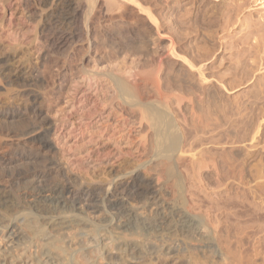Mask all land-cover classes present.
<instances>
[{
    "label": "bare ground",
    "instance_id": "bare-ground-1",
    "mask_svg": "<svg viewBox=\"0 0 264 264\" xmlns=\"http://www.w3.org/2000/svg\"><path fill=\"white\" fill-rule=\"evenodd\" d=\"M32 1L37 3L36 7L40 6L38 9L40 12L44 11L42 8H46L43 14L39 13L40 16L37 17L39 22L35 25L34 32V39L42 41L45 56L60 50L63 52L62 50L69 49L74 43L83 41H86V50H95L97 43L95 40L99 38L96 29L100 27V20L112 23L115 18L122 20L127 13L133 15L136 21L117 19L119 21L117 24L123 25L126 37L123 35L130 40L128 45L131 44L138 53L141 55L150 53L149 45L153 34L157 36L165 34L168 36V42L159 44L153 50L152 54L158 58V64L155 70L143 76V80L139 79L142 75L140 71L137 73L132 67L119 74L102 73L112 83L109 92L110 104L115 101L114 107L136 118L139 124L144 121L145 128L144 126L141 128L143 134L141 143L147 159L144 163L133 166L128 172L115 176L109 173L107 179L100 182V186L93 185V182L88 183L89 181L78 174H73L68 168L63 170L52 155V144L48 139V119L36 109L40 95L30 89L33 87L32 82L36 80L38 82L39 75L43 74L42 72L39 74L41 68H23L14 74L5 66L10 57L6 55L0 58V84L5 89L10 87L14 89L13 96L21 99L19 105L11 104L0 109L1 122L12 121L21 125L16 133L18 140L15 141L13 148L11 145L10 148L0 151V188L4 190L5 187L10 188L14 185L21 188L23 185L24 194H27L28 191L33 193L37 190L43 179H50L53 182L51 198L45 200L43 204L46 213H43V217L39 216V220L36 219V214H39L37 211L35 217L32 210L28 213L21 208L14 209V212L12 209L9 213L0 211V233L3 232L0 240L4 244V248H0V264H12V259H16L17 263L22 254L31 264H81L80 260L84 264H96L98 261L95 263L90 258L91 255L95 258L93 250L98 251L100 255L98 257L103 264H152L153 262L149 263L150 260H157L158 264H161L166 256L178 259L176 264H255L257 258L251 261L250 256L259 255V260L263 259V240L262 243L255 240L257 247L254 240H252L254 244H251V239H255L252 238L250 231L253 226H246L245 221L249 217L254 219L264 216L263 213L259 215L256 212L263 210L260 205L261 208L255 206V211L249 208L250 202L257 194L261 195L260 199L261 197L264 199V181L258 182L264 180L262 144L264 118L262 115L259 116V112H255V108L254 111H246L245 107L241 109L236 103H233L234 110L230 111V116L226 111L220 115L221 111H218V108L226 110L225 106H216L215 98L208 89L203 87L201 94L196 93V83L194 84L193 78H189V74L193 72L195 62H207L213 58V54L206 53L207 49L203 54H196L198 51L194 45L190 48L194 56L187 59L181 55L188 47V43L191 44L194 40V36L186 40L187 35L181 34L182 26L173 28L165 24L156 9L157 5L173 9L174 4L168 0H152L156 5L150 0H23L22 5L27 9ZM27 11L30 13L29 18L36 17V11L32 12L31 9ZM138 22L146 28L136 27L135 24ZM103 36L104 34L100 35ZM184 39L187 43H180ZM148 50L149 52H146ZM174 52L177 55H174ZM172 55L181 60L180 64L188 77L171 74V66L174 63ZM166 57L172 61L167 67L161 62V59ZM43 83L44 81L39 80V84ZM225 84L227 90L236 87L229 81ZM151 94L157 95L159 99L153 102ZM133 98L136 101L131 100ZM168 100L175 105L177 115L170 110ZM242 110L245 113H242ZM176 116L182 118L196 138L198 136L197 142L200 138L199 142L206 141L212 147L201 148L203 144L194 143L196 140H192L184 147L182 143L184 137ZM223 125L227 127L219 130V140H227L233 146L249 143L248 149L252 151L247 149L246 153L238 155L232 150L223 148L216 150L213 146L217 144L215 141L218 139L213 140L215 137L206 135L217 128H222ZM26 166L38 168L18 175V178L5 180L7 172ZM153 178L157 181L158 178L162 179L161 181L175 178L178 181L182 198L179 205L174 206L166 202L168 199L166 190L162 188L163 186L157 185V181L153 182ZM248 179L256 182L254 191H249L250 187L244 191L237 184L235 188L231 186L233 182H238L239 186L240 184L246 186ZM189 184L196 188H204L206 192L223 188L221 192L226 194L225 200L223 199L224 210H237L222 218L223 214H219L218 218L216 211L214 213L217 216L210 212L211 209L205 210L206 212L200 210L202 213L199 212V215L193 214L192 204L186 197ZM96 191L101 192L102 196L99 192L96 193L101 196L100 200L96 199ZM126 195L140 198L141 207L137 205L135 208L136 206L131 203V208V204L129 206L125 202L130 209L126 208L123 201ZM160 195L166 199L162 201ZM30 198L31 201H35L32 200V196ZM231 199L236 202H230ZM12 202L8 192L7 195H0V205L13 207ZM24 202L26 204V201ZM33 202L30 203L33 204L31 206H35L36 202ZM26 205H29V202ZM150 206L159 209V212H154V216L160 215V212L167 214L157 220L141 217L138 213L139 208L150 209ZM20 207H23L22 204ZM28 207L24 205V208ZM103 215L105 218L98 220ZM258 221L260 222L259 219ZM200 228L207 235L194 240V235ZM98 229H105V238L102 236L103 230L99 233L103 239L96 238ZM69 230L75 232L72 240L77 248L75 247L76 251L74 249L72 251L79 252L81 257L79 261L78 256L77 259L74 258L75 254L73 255L72 248L70 249L72 241L69 245L67 237ZM137 238L140 241H137ZM33 242L34 248L31 246ZM88 244L92 247H88ZM107 244L114 246L115 252L113 250L110 252V249L108 251ZM31 249H34L32 253ZM259 250L262 253H259ZM13 251L15 256L12 255ZM260 254L263 257L260 258Z\"/></svg>",
    "mask_w": 264,
    "mask_h": 264
},
{
    "label": "rangeland",
    "instance_id": "rangeland-1",
    "mask_svg": "<svg viewBox=\"0 0 264 264\" xmlns=\"http://www.w3.org/2000/svg\"><path fill=\"white\" fill-rule=\"evenodd\" d=\"M153 1L150 0L151 3ZM168 1L174 4L173 9H167L159 5L156 6L157 12L159 15L161 14L160 17L162 21L170 27L174 26L177 28L178 25L182 26L181 34L187 35L185 37L186 40H190V38L194 36V40L191 42V44H193L191 45L188 43V47L184 49L185 52L181 53V55L187 59L189 56H194L193 50L190 49L191 46L194 45L198 51L196 54H203L206 52V49V53L213 54V58L207 62L194 63L195 68L192 69L194 77L192 73L191 75L189 74V78H193L194 84L196 83V93L201 94V88L203 87L208 89L210 94L215 98L216 106H225L226 110H220L218 108V111H221L219 113L220 115L223 114V111H226L227 115L230 116V111L234 110L233 103H236L241 109L245 107L246 111H254L253 109L255 108V112H259V116L262 115L261 117L264 118V0ZM22 3L23 0L0 1V58L6 55L10 57L5 63V66L14 74L18 73L23 68H41L39 69V74H41V72L43 74L39 75L38 79L44 81V83L39 84V80L38 82L36 80L34 81L35 84L32 82L33 87H30V89L32 88V90L40 95L36 109L41 111L42 116L48 119V139L52 144V155H54L59 162L60 168L63 170L68 168L73 174H78L85 178L86 181H89L88 183L92 184L93 182V185L97 186L99 184L98 186H100V182L107 179L109 173L112 176L119 175L132 170L133 166L144 163L147 159L141 143V137L143 135L141 133V128L142 126L145 128L144 121L139 124L136 118L114 107L115 101L112 102V105L110 104L109 92L112 88V83L109 78L102 73L112 72L114 74H119L123 72V70L132 67L137 73L140 71L139 73L142 75H140L141 77L139 79L143 80V76L155 70L158 64V58L152 54L153 50L159 44L167 43L168 36L166 37L165 34V36L153 34L149 45L150 53L141 55L131 44L128 45V41L130 40L125 38L126 35L124 34L125 29H123V25H120V23L117 24V22L123 20L136 21L133 15L127 13L122 20L115 18L112 23L105 22L102 19L100 20V27L96 29L99 38L95 40L97 42L95 50H86V41H83L81 43H74L69 49L65 51L62 50L63 52H60V50L55 52V54L52 53V55L49 54L45 56L43 54L42 41L40 39H34V32L35 25L39 22V18H37L40 16L39 13L43 14L46 8H42L44 11L40 12V10H38L40 6L36 7L35 5H37V3L32 1L27 9H31L32 12L36 11L37 15L36 17L29 18L30 13L24 8ZM153 5L156 4L154 3ZM117 19L119 21H117ZM135 26L142 29L146 28L141 22H138ZM101 34H104V36L100 37ZM186 40H181L180 43H187ZM11 48H14L13 51ZM149 50L146 52H149ZM174 55H177L176 52H174ZM174 55L171 56L174 63L167 57L162 58L161 62L166 67L168 64L171 65L172 63V75L181 74L188 77L185 69L180 64L181 60ZM44 56V61H42ZM85 72L89 73V75ZM91 74H93V76H90ZM228 81L234 86L236 85L237 88L235 87L232 90H227L225 88V83ZM2 87L3 85L0 84V109L11 106V104L19 105L21 99L13 96L15 90L11 89V87L10 89ZM147 92H149V90H147ZM158 99L159 97L157 95H152L153 102H156ZM131 100L136 101L135 98ZM168 104L170 110L177 115L175 105L170 100H168ZM242 113H245V111L242 110ZM176 118L184 137V140H182L184 147L189 145L192 140H198V136L196 138L195 134L190 131L182 118L179 116H176ZM17 120L18 119H15V121ZM226 127L227 126L223 125L222 128H217L213 132H209L206 136H213V138L215 137L213 140H217L220 131L226 129ZM20 128L21 125L15 122L0 121V151L4 148H10L9 146L11 145V148H13V145L16 143L15 141L18 140L16 133ZM197 140L194 143H196ZM199 141L196 144L202 143L203 146L201 148L210 149L212 147L210 144H207L208 142L206 141ZM217 141H215L217 146H213L215 149L217 148L220 150L223 148L225 150H232L234 154L238 155L246 153L245 151L250 145L249 143V145L247 143H240L236 145L237 149L235 148L236 146H233L231 143L227 142V140ZM262 144L264 145V143ZM247 151L252 150L248 149ZM22 168H16L17 170L15 169L14 171L7 172L5 180L18 178V175L29 172L32 169L37 170L38 167L26 166V168ZM161 180L162 179L158 178V182L156 178H153V182L156 183L157 181V185L160 187L163 186L162 188L167 192L168 199H166V197L161 198L162 196L160 195L161 200L163 201V199H166V202L169 204L174 206L179 205L182 198L178 181H176L175 178H170L167 181ZM94 181L95 183L98 181V183L95 184ZM262 181L264 180L258 182ZM247 183L245 184L246 186L243 185V187L241 184L239 186L238 182H233L231 186L234 188L238 186L242 188V190L244 189V191H247V187H250L249 191H254L253 189L256 182L254 183V181L248 179ZM52 185L53 182L50 179H43L39 188L34 190L35 194L34 192L31 193V191L24 194L25 187L23 185H20L21 188L15 185L10 186V188L7 186L4 190L0 188L2 192H0L1 196L7 195L8 192L11 202L15 197L14 202L16 203L14 205V202H12L13 207L7 204L10 209L0 205V211L2 210V212L9 213L12 209V212H14L21 208V210L24 209V211L28 213L32 210L34 217L37 211L39 214L42 213L41 215L38 213L36 214V219L39 220V218L44 215L43 213H46L45 210H43V204L45 200L48 201L51 198L50 190ZM187 187L188 193L186 192V197L192 204L191 211L193 214L196 213L195 215L202 213L200 210L206 212L205 210L210 211L211 209L210 212H212L213 215L218 214V218L223 214L221 216L222 218L224 215L232 214L237 210H224L223 201L225 200L224 198H226V194L221 192L223 188L220 190H211L212 192L208 190V192H206L207 190H204V188H196V186H192V184L187 185ZM98 192L99 191H96L95 194L100 193L101 195V192ZM97 194L96 199L100 200L102 195L99 197ZM31 196L32 200H35L34 202L31 201ZM260 196L261 195L257 194L254 199L256 201L253 200L250 202L252 206L249 205L250 210L252 209L251 211H253V209L254 211L256 210L255 206H258L257 208L261 206L262 208H260L263 210L259 212L256 211L259 215L261 213L264 214V199L262 197L260 199ZM234 199H231L230 202H236ZM37 200L39 202H37ZM140 200V198H132V196L126 195L123 200L124 206L128 209H130V207L132 208V204L134 207L136 206L135 208H137V205L141 207L139 205L141 204ZM24 201H26V204L29 202V205L32 202L36 203L35 206H31L33 205L31 204V208L29 205H26ZM125 202H127L128 205L132 204L128 207ZM21 204L23 207H20ZM24 205L25 207H29L24 208ZM14 206L16 207L14 208ZM147 208L148 207H146V209ZM146 209L145 207L139 208L138 213L141 214V217L144 216L151 220H157L159 217L161 218L167 214L160 212V215L154 216V212H159L158 207L155 209V206H153V208L150 206L151 210L147 209V211ZM215 211L216 214L214 213ZM107 217L108 216H106V218ZM102 218H105V215L99 217L98 220ZM263 218L264 216L261 218L254 217L255 220L250 219V217L249 219L247 218V220L245 219L246 223L249 220L247 224L245 223L246 226H253L250 230L252 238H255L250 241L252 245L255 240H259L260 242L263 240L264 246ZM230 223L233 224V221ZM102 230L98 229L96 238L99 240L106 236L104 234L105 229ZM198 230L194 235V240H198L200 236L204 237L207 235L203 229L200 228V230ZM100 231L103 232V237L101 238V234L99 235ZM253 231L255 234L257 232L256 236ZM1 233L0 239L2 238ZM67 233L69 245L72 241L70 249L72 248L71 251L73 249L76 251L77 247L74 246V240H72L74 239L75 232L74 230L72 232L69 230ZM136 240L140 241L139 238ZM34 243L35 242L31 243L33 248ZM254 245L257 247L256 241ZM87 246L92 247L89 244ZM263 246L262 252L264 250ZM1 247L4 248V244L1 243L0 240V248ZM107 248L108 251L110 249V252H112V250L115 252V247L111 246V244H107ZM89 249L91 250V248ZM32 250L34 249L30 250L31 253ZM75 251H72L73 255L75 254V257H73L76 258L78 256L77 258L79 261L81 257L79 256V252L75 253ZM95 251L93 250L92 252L95 254V258L94 255H91L90 258L94 260L95 263L98 261L96 264H103L104 262L100 261L101 259L98 257L100 256L98 251ZM258 252L262 253L260 250ZM248 254L250 255L251 253ZM12 255L15 256V251L12 252ZM249 255L247 258H249ZM258 257L257 255L254 257L250 256V259L254 261L257 258L255 264H264V257L262 254H260V258L263 257V259H260L262 263ZM20 259H17V263L16 259H12L13 261L11 263L31 264L23 254ZM146 261L148 262L149 260ZM79 262L84 264L82 260ZM151 262H153L152 264H158L157 260H150L149 263ZM177 262L178 259L166 256V259L161 264H176Z\"/></svg>",
    "mask_w": 264,
    "mask_h": 264
}]
</instances>
